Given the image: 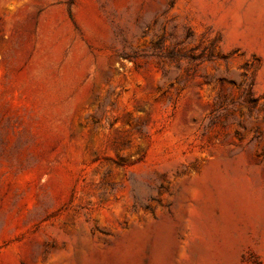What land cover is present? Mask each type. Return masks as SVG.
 Here are the masks:
<instances>
[{
  "label": "rangeland",
  "instance_id": "rangeland-1",
  "mask_svg": "<svg viewBox=\"0 0 264 264\" xmlns=\"http://www.w3.org/2000/svg\"><path fill=\"white\" fill-rule=\"evenodd\" d=\"M0 264H264V0H0Z\"/></svg>",
  "mask_w": 264,
  "mask_h": 264
}]
</instances>
